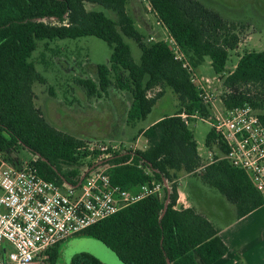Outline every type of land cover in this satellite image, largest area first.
Here are the masks:
<instances>
[{"label": "trees", "instance_id": "trees-1", "mask_svg": "<svg viewBox=\"0 0 264 264\" xmlns=\"http://www.w3.org/2000/svg\"><path fill=\"white\" fill-rule=\"evenodd\" d=\"M149 1L194 68L208 56L217 74L225 71L229 52L240 41L233 22L199 0ZM126 5L127 0H0V152L6 158L8 150L26 148L34 156L28 162L42 177L59 184L79 181L85 159L99 151H88L84 139L45 119L32 90L34 82L45 83V78L29 58L38 40L89 35L102 39L112 50L110 65L97 64L94 80H76L89 98L102 97L109 88L129 92L125 118L129 125L146 118L165 88L172 90L178 102L176 112L140 131L147 141L144 149L115 151L87 166L109 165L111 183L122 188L163 178L171 188L169 194L165 189L163 198L146 197L82 233L101 240L124 264H213L226 254L227 246L218 228L193 206L176 207L179 174L195 173L218 190L234 206L236 218L263 205L264 198L245 172L218 158L225 146L213 128L205 144L213 149L217 139V154L211 162H203L187 126L190 118L185 121L181 114L198 112L207 117L209 105L190 81L182 61L175 58L171 45L166 40L146 41ZM127 39L138 47V60ZM221 87L224 106L248 103L259 110L264 123V49L246 50L235 68L223 76ZM155 88L158 91L150 95ZM58 245L48 251L50 264L56 262ZM70 264L103 263L80 253Z\"/></svg>", "mask_w": 264, "mask_h": 264}, {"label": "rangeland", "instance_id": "rangeland-1", "mask_svg": "<svg viewBox=\"0 0 264 264\" xmlns=\"http://www.w3.org/2000/svg\"><path fill=\"white\" fill-rule=\"evenodd\" d=\"M135 1L139 9L131 5V0H127V5L138 31L146 36L148 42L166 40L167 33L161 25L157 24L155 14L147 9L145 2ZM199 1L219 13L225 20L233 22L238 28L240 41L238 46L229 52L223 73L217 74L214 71L208 56H205L194 68L199 78L208 80L206 86L212 94L220 97L223 92L221 79L235 68L239 57L246 50L264 49V0ZM94 7L111 15L110 11L101 6ZM138 12L139 15L145 16L149 27H145L138 20ZM149 37L152 39L149 40ZM126 41L134 60H138L140 55L138 47L133 41L129 39ZM111 53L112 50L105 41L90 35L74 39L38 40L29 60L34 64L36 71L45 78V83H33L34 102L41 108L49 123L84 139L85 148L88 151L96 149L98 144L111 147L115 145L116 150L135 144L137 149H142L146 139L140 131L160 116L176 112L178 101L172 90L165 88L146 118L135 122L134 125H129L124 122L131 101L129 92L118 93L116 89L109 88L102 98H89L76 80L78 78L94 80L95 66L97 64L109 66ZM157 91L158 88H155L149 93L154 95ZM215 105L218 108L222 107L219 98L216 99ZM183 113L186 112L183 111ZM187 126L203 162L209 161V148L205 140L211 129L210 120L190 118ZM5 154L6 162L16 167L34 158L28 149L22 147L10 149ZM98 158L99 154L95 157H87L84 168H89L88 162H96ZM177 183L179 190L185 193L184 198L187 204L193 205L196 210L205 214L216 226L222 228L233 220L234 206L218 190L205 184L195 173L179 174ZM80 253L90 254L103 264H124L101 240L83 233L70 236L59 243L55 264H70L71 258Z\"/></svg>", "mask_w": 264, "mask_h": 264}, {"label": "built area", "instance_id": "built-area-1", "mask_svg": "<svg viewBox=\"0 0 264 264\" xmlns=\"http://www.w3.org/2000/svg\"><path fill=\"white\" fill-rule=\"evenodd\" d=\"M140 1L153 12L149 0ZM157 24L163 26L158 18ZM166 41L211 110L207 117L198 112L181 116L185 121L187 118L209 119L211 128L225 146L218 158L226 159L245 172L264 198V123L258 110L248 103L224 106L220 97L207 88L208 80L195 74L175 40L169 35ZM217 98L221 108L215 105ZM216 142L213 149H209L208 162L217 154ZM116 149L115 145L98 144V159L119 151ZM136 149L135 145H130L122 150ZM108 168L106 164L90 169L76 184H59L42 177L28 161L19 167L6 162L0 152V264H50L48 251L61 241L146 197L163 198L165 189L170 193L171 183L165 178L127 188L112 184Z\"/></svg>", "mask_w": 264, "mask_h": 264}, {"label": "crops", "instance_id": "crops-1", "mask_svg": "<svg viewBox=\"0 0 264 264\" xmlns=\"http://www.w3.org/2000/svg\"><path fill=\"white\" fill-rule=\"evenodd\" d=\"M131 5L133 7L137 6L136 1L131 0ZM126 7L128 9V5H126ZM137 8L139 9L138 6ZM137 15L139 16L138 20L145 27H149L145 16L142 14L139 15V12ZM162 27L164 28V30L167 33V36L169 37V33L167 29L164 26ZM116 91L118 93L123 92L119 90ZM146 144L147 141L145 140V145L143 146L142 149L146 147ZM87 168L85 167L83 170ZM177 191H178V198H177L178 200H176V207L185 208V207L193 206L187 204V200H185L184 198L185 193L181 192L178 187H177ZM196 211L201 213L207 218V216L203 214L201 211L199 210ZM216 227L219 230L218 235L227 246V252L220 259L216 260L213 264H264V204L240 218H236V216L234 215L233 220H231V222H229L222 228L218 226Z\"/></svg>", "mask_w": 264, "mask_h": 264}, {"label": "water", "instance_id": "water-1", "mask_svg": "<svg viewBox=\"0 0 264 264\" xmlns=\"http://www.w3.org/2000/svg\"><path fill=\"white\" fill-rule=\"evenodd\" d=\"M96 165H97V164H94L93 166H91V167L85 169L84 172H82L80 178L82 179V177L85 175V173L88 172L90 169H93L94 167H96ZM167 203H168V197H167V199H166L165 202H164V208L166 207Z\"/></svg>", "mask_w": 264, "mask_h": 264}]
</instances>
